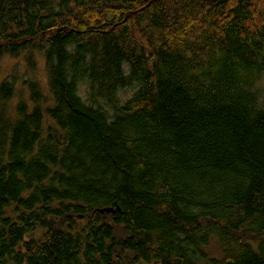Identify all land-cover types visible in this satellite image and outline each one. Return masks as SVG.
Returning a JSON list of instances; mask_svg holds the SVG:
<instances>
[{
  "label": "trees",
  "instance_id": "1",
  "mask_svg": "<svg viewBox=\"0 0 264 264\" xmlns=\"http://www.w3.org/2000/svg\"><path fill=\"white\" fill-rule=\"evenodd\" d=\"M8 55L0 264H264V0H0Z\"/></svg>",
  "mask_w": 264,
  "mask_h": 264
},
{
  "label": "rangeland",
  "instance_id": "2",
  "mask_svg": "<svg viewBox=\"0 0 264 264\" xmlns=\"http://www.w3.org/2000/svg\"><path fill=\"white\" fill-rule=\"evenodd\" d=\"M40 56V55H39ZM0 81L4 78L17 80V87L19 93L24 91L25 95V86L24 82L31 78L37 79L41 81L44 87L47 86V73L44 66V61L41 56L36 66L31 68L29 62L26 60L25 56H21L19 58H13L11 56H6L0 60ZM134 89L128 88L123 90L124 99H128L132 96ZM25 97V96H24ZM20 101V96H16L12 100V105L15 106Z\"/></svg>",
  "mask_w": 264,
  "mask_h": 264
},
{
  "label": "water",
  "instance_id": "3",
  "mask_svg": "<svg viewBox=\"0 0 264 264\" xmlns=\"http://www.w3.org/2000/svg\"><path fill=\"white\" fill-rule=\"evenodd\" d=\"M112 209L111 208H104V209H102L101 211L102 212H108V211H111Z\"/></svg>",
  "mask_w": 264,
  "mask_h": 264
}]
</instances>
